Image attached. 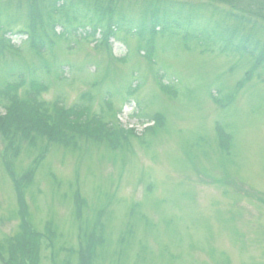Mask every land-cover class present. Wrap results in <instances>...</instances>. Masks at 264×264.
Masks as SVG:
<instances>
[{
	"label": "rangeland",
	"instance_id": "374dc122",
	"mask_svg": "<svg viewBox=\"0 0 264 264\" xmlns=\"http://www.w3.org/2000/svg\"><path fill=\"white\" fill-rule=\"evenodd\" d=\"M109 4L179 13L106 38ZM26 232L34 264H264V0H0V264Z\"/></svg>",
	"mask_w": 264,
	"mask_h": 264
},
{
	"label": "trees",
	"instance_id": "16d2710c",
	"mask_svg": "<svg viewBox=\"0 0 264 264\" xmlns=\"http://www.w3.org/2000/svg\"><path fill=\"white\" fill-rule=\"evenodd\" d=\"M176 4V3H175ZM149 8L142 10L141 12L138 13V16L136 17L137 19V23H134L132 21H122L123 18H125L123 16L122 11H117L115 7L111 6V4H109L107 7H105L101 13V19L105 20L106 25H105V32L104 35L106 38H108L110 35H112L113 30L114 31H118L120 29V23H122L123 26L128 27L130 30H133V26H135V35H142L145 31L148 30V32H150L151 34H156L159 31H163L165 28L169 27V21H171V23L175 22L173 21V19H175V8H176V13H179V8L176 5H172V4H162L160 7L159 5L157 6V8L155 7V5L153 4H148ZM159 7V8H158ZM180 7V13H183L184 10L182 9V5H179ZM186 14V13H185ZM184 14H181L179 16V19L183 18ZM126 23V24H123ZM32 26H34V24H32ZM161 27L159 30H157L158 27ZM178 28V27H177ZM33 29V27L31 28ZM246 43V41H244ZM244 42H241L244 43ZM240 44V46H241ZM237 48H239V43L236 44ZM32 46H36V44L34 42H32ZM243 47H245V45H242ZM243 50L245 48H242ZM259 62V61H257ZM33 116H35V122L37 124H42V125H47L46 124V120L48 118H40L38 116H36L35 114H32ZM60 117V120H66L68 118H71L72 113L71 112H63V113H59L58 114ZM64 133V132H63ZM62 133L61 130H57L56 132H54V138L55 140L58 139H62L64 137V134ZM64 143H66V141H64ZM28 236H30L33 239V246L31 247V253L27 254V260L29 264H34L35 259H34V251L36 249V243L39 239H34V238H39L40 236L36 235V234H30V233H25ZM8 264H17L16 259L13 261L12 258L7 262ZM81 263H84V260H81Z\"/></svg>",
	"mask_w": 264,
	"mask_h": 264
}]
</instances>
